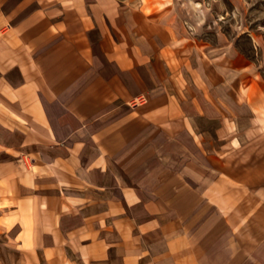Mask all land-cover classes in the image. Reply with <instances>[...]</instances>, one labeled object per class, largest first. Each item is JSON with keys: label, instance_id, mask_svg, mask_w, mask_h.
Masks as SVG:
<instances>
[{"label": "crops", "instance_id": "obj_1", "mask_svg": "<svg viewBox=\"0 0 264 264\" xmlns=\"http://www.w3.org/2000/svg\"><path fill=\"white\" fill-rule=\"evenodd\" d=\"M0 264H264V63L176 0H0Z\"/></svg>", "mask_w": 264, "mask_h": 264}, {"label": "rangeland", "instance_id": "obj_2", "mask_svg": "<svg viewBox=\"0 0 264 264\" xmlns=\"http://www.w3.org/2000/svg\"><path fill=\"white\" fill-rule=\"evenodd\" d=\"M183 24L199 40H228L240 53L264 63V0H176Z\"/></svg>", "mask_w": 264, "mask_h": 264}]
</instances>
